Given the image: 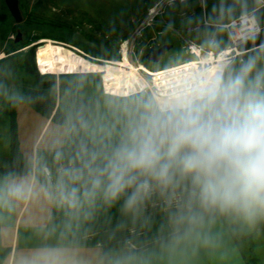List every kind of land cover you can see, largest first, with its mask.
<instances>
[{
    "label": "clouds",
    "instance_id": "9594fccd",
    "mask_svg": "<svg viewBox=\"0 0 264 264\" xmlns=\"http://www.w3.org/2000/svg\"><path fill=\"white\" fill-rule=\"evenodd\" d=\"M259 57L227 77L216 76L171 104L145 101L118 133L94 129L78 115L68 134L80 136L79 164L58 171L55 191H45L69 209L91 215L122 197V211L138 214L157 191L189 189L191 212L201 211L254 227L264 222V67ZM115 138L113 139V136ZM91 138L92 147H89ZM25 194L11 182L4 195ZM35 264H67L60 249L37 252Z\"/></svg>",
    "mask_w": 264,
    "mask_h": 264
},
{
    "label": "rangeland",
    "instance_id": "374dc122",
    "mask_svg": "<svg viewBox=\"0 0 264 264\" xmlns=\"http://www.w3.org/2000/svg\"><path fill=\"white\" fill-rule=\"evenodd\" d=\"M157 1L18 0L22 19L21 22L16 23L5 4V0H0V171L8 168L11 164L8 107L12 99L21 98L25 95L26 91H37L46 82H52L56 92V104L49 117L51 118L56 112V106L59 103L62 107H65V110L70 108L74 95L72 89L79 88L80 83L92 75L99 77V85L103 94L112 95L104 93L103 78L100 72L73 74L41 73L36 65V50L43 39H51L54 42L62 43L64 47L73 50V52L75 51L76 54L95 63L120 60L122 58V46L125 44L127 49L126 54L130 63L136 67L142 65L149 72L155 69L175 66L187 59H191V56L185 50L186 41L194 40L203 43L211 35L207 30H200V32L192 30L197 24L202 28L207 27L201 24L204 19L208 22H215L231 16L233 17V15L241 14L242 12H253L252 9L257 3L256 0H190L184 4H175L167 8L149 26L142 27L149 9ZM226 9H231L233 12L225 14ZM256 17L261 30L264 29V9L259 10L256 13ZM18 32L21 38L20 41L15 42L14 40ZM75 32L99 41L101 45L97 49L101 54H96L89 47L73 42L72 35ZM70 34L72 35L69 39ZM36 35L40 38L24 46L19 44L26 42L28 37L32 39ZM163 43L173 45L172 49L162 56L158 63L147 62L144 59V55L150 46L158 48ZM17 46L21 47L13 50ZM109 51H113L118 57H108ZM231 53L225 60L221 76L227 77L247 62L250 57L254 56L260 58L259 66L264 67V51L254 53L253 48L247 50L237 48V51ZM31 54H33L32 60ZM19 58L21 60L25 59V61L28 59L27 70L18 63ZM33 68L38 77L31 72ZM140 72L147 81L146 87L141 91L128 96L112 95L118 100H111L105 95L101 97L99 105L93 111L90 118V123L94 129L108 128L114 134L118 133L130 115L138 114L142 111L145 101L158 107L154 90L150 85V76L143 70H140ZM69 88L71 89L70 91ZM61 89H64L65 93L62 92L61 94ZM138 94L139 96L133 97ZM60 125L65 126L67 131L66 125ZM69 149L67 131L66 144L62 148V151L65 153L60 155V160L55 161V164L52 165L48 173L44 172L42 174L40 173L42 170L40 166L35 167L38 172V179L40 178V180L47 182L43 178V176H46L49 179L52 191H55L59 169L79 164V153L68 152ZM19 153L33 170L32 164L24 158L20 149ZM7 156L9 157L8 164L5 165ZM152 196H154V199L143 206L141 216H153L156 213L165 215L172 212V216H176L177 220H180L179 216L187 217L191 212L189 189L186 185H181L174 192L169 191L165 193L157 191ZM56 202L58 210L56 211L57 216L55 221L58 219L64 220L63 217L72 209H69L58 198H56ZM201 215L203 217L214 214L201 211ZM219 217L224 221L235 238L246 263L264 264V222H260L254 227H248L226 217ZM183 220L189 222L186 218H183ZM104 230L101 233L102 235L96 236L98 233L94 231L92 237L88 238L86 234V237L83 236V238L88 240V242L96 241L102 243L106 250V256L107 254L109 255V264H120L122 255L125 252L133 250L135 246L131 244L128 238L114 240L115 237L113 233L111 234V229ZM129 231L131 234L134 232L133 229H129ZM165 231L169 232L168 227H166ZM71 243L76 242L71 241Z\"/></svg>",
    "mask_w": 264,
    "mask_h": 264
},
{
    "label": "crops",
    "instance_id": "0c3cea01",
    "mask_svg": "<svg viewBox=\"0 0 264 264\" xmlns=\"http://www.w3.org/2000/svg\"><path fill=\"white\" fill-rule=\"evenodd\" d=\"M256 1L252 10L259 22L256 13L264 9V0ZM15 122L20 152L33 170L14 178H0V264H35L37 252L49 247L60 249L67 264H109V255L106 256L102 243H71L61 237L63 232L54 230L56 198H50L45 191V188L52 191L49 179L43 176L48 183L39 180L33 172L40 166L43 170L40 173H48L65 153L62 151L66 144L65 126L54 123L26 103L15 106ZM68 152L79 153L70 149ZM8 159L7 156L5 165ZM13 181L25 184L23 196L4 195L7 185ZM171 213L162 215L169 229L166 238L125 252L120 264H247L219 216L207 215L199 223H191L183 220L184 216L177 220ZM93 235L89 233L87 237Z\"/></svg>",
    "mask_w": 264,
    "mask_h": 264
},
{
    "label": "trees",
    "instance_id": "16d2710c",
    "mask_svg": "<svg viewBox=\"0 0 264 264\" xmlns=\"http://www.w3.org/2000/svg\"><path fill=\"white\" fill-rule=\"evenodd\" d=\"M232 12L233 10L231 9L225 10V14H230ZM202 30H207L208 33L214 34L213 28L203 27ZM71 35L72 34H70L69 39L71 38ZM84 36L95 44V46L90 49L94 50L96 54H101L99 53L100 51L97 49L101 45V43L97 40L91 39L87 35ZM216 37H218L220 40V46H225L228 44L227 39H225L222 33L218 32L216 34ZM39 38L40 37L38 35L34 36V38L32 39L28 37L26 42H22L23 44H19H21V46H24ZM21 46H17L13 50ZM238 48H240V50H247L253 48L254 53H261L262 51H264V29H262L259 34L251 37L249 40H246L245 42L240 44ZM32 55L33 54H31V60L33 59ZM107 56L110 58L118 57L113 51H109ZM18 63L22 65L24 69L27 70V66L29 63L28 59L27 61H25V59L21 60L19 58ZM31 72L36 77H38V74L36 73L34 68ZM80 84L81 85L79 88L73 87L74 89H72L74 95L71 100L70 108L68 110H65V107H62V105L59 103L56 106V112L51 117L52 121L64 124L67 126V128L70 122L74 120L78 115H83L90 121L93 111L99 105L101 97L105 94H103L100 88L99 77H96L95 75L85 78L84 82ZM70 90L71 89L69 88V91ZM60 92L62 94V92H64V89H61ZM105 96L111 100H118L117 98H115V96L112 95ZM137 96H139V94L133 97ZM18 103H26L43 116L49 118L56 104V92L55 88L53 87V83L46 82L44 85H41V87L38 88L37 91H26L23 97L12 99L10 101V106L8 107V116L10 123L9 136L11 164L8 168L4 170L2 169L0 171V178L4 179L30 174L32 172L31 167L24 161V159L20 156L19 153L15 125V106ZM114 138L115 135L113 136V139ZM68 141L70 150L72 152H79L81 137L72 136L68 134ZM89 147H92L91 138H89ZM34 173L37 177L38 172L36 169ZM152 199H154V196H151V198L148 199L144 203V205L150 202ZM123 202L124 198L122 197L111 207L102 205L98 206L91 215H85L78 210H71L67 215L63 217L64 220L58 219L54 222V230L59 233L63 232L61 235L63 239L71 240L72 242L74 241L79 244H94L96 243V241L88 242V240H85L83 236L89 233H93L94 231L95 233L97 231L98 234H96V236H98L102 235L101 233L102 231H105L104 229H111V234L113 233L115 237L114 240L117 241L118 239L128 238L131 244L135 246V250L144 248L166 238V235L168 234L165 231L166 222L161 214L156 213L153 216L147 217L141 216V210H143L144 205L142 206L138 214H126L121 210ZM57 210L58 204L55 203L54 217L57 216ZM129 229H133L134 232L131 234Z\"/></svg>",
    "mask_w": 264,
    "mask_h": 264
},
{
    "label": "bare ground",
    "instance_id": "6f19581e",
    "mask_svg": "<svg viewBox=\"0 0 264 264\" xmlns=\"http://www.w3.org/2000/svg\"><path fill=\"white\" fill-rule=\"evenodd\" d=\"M126 50V45L123 44L122 58L118 61L95 63L64 47L62 43L43 39L36 50V65L43 74L100 72L106 92L116 96H128L146 87L147 81L140 70L147 73L148 70L142 65H132ZM231 52L227 50L217 57L208 52L200 54L199 63L203 65L202 68L198 67L197 62H191L161 73L149 72L157 106L163 108L181 99L197 86L221 76L226 60L223 55Z\"/></svg>",
    "mask_w": 264,
    "mask_h": 264
},
{
    "label": "built area",
    "instance_id": "2783aa9c",
    "mask_svg": "<svg viewBox=\"0 0 264 264\" xmlns=\"http://www.w3.org/2000/svg\"><path fill=\"white\" fill-rule=\"evenodd\" d=\"M190 0H158L153 7H151L146 15L145 20L142 23V27L149 26L154 20L160 16L167 8H170L174 6L175 4H184ZM203 26L212 27L213 33L211 34L206 42H197L194 40H188L186 41L185 50L186 53L191 56V59H187L184 62H181L178 65L171 66L168 68H160L155 69L154 71H149L151 73H161L164 71H167L171 68H175L177 66L185 65L191 62H197L198 67L202 68L203 65L199 63L200 61V54L204 52H208L214 56L222 55L227 50H230L232 52L237 51V48L240 44L245 42L246 40H249L251 37L257 35L261 31V27L259 23L257 22L255 15L253 12H247L239 14L229 21H215V22H208L206 19L203 20L201 23ZM195 32H200L202 30V27L197 24L192 28ZM218 32H222L225 39H227L228 44L225 46H220V40L218 37H216V34ZM74 48V47H72ZM153 46H150L149 49H152ZM75 49V48H74ZM232 53L223 55L226 59L229 55ZM38 67V66H37ZM151 78V75L149 74ZM154 90V89H153ZM105 91V89H104ZM108 93V92H104ZM109 94V93H108Z\"/></svg>",
    "mask_w": 264,
    "mask_h": 264
},
{
    "label": "water",
    "instance_id": "95a60500",
    "mask_svg": "<svg viewBox=\"0 0 264 264\" xmlns=\"http://www.w3.org/2000/svg\"><path fill=\"white\" fill-rule=\"evenodd\" d=\"M5 4L14 21L16 23L21 22L22 17L20 15L18 7V0H5ZM20 38V33L18 32L14 41L18 42L20 41ZM72 41L89 48H93L95 46L93 42L89 41L85 36L78 32L73 33ZM172 47L173 45L171 44H163L158 48L149 49L144 55V58L149 63H158L162 56H164L169 50H171Z\"/></svg>",
    "mask_w": 264,
    "mask_h": 264
},
{
    "label": "flooded vegetation",
    "instance_id": "af4514ba",
    "mask_svg": "<svg viewBox=\"0 0 264 264\" xmlns=\"http://www.w3.org/2000/svg\"><path fill=\"white\" fill-rule=\"evenodd\" d=\"M164 44V43H163ZM145 59V58H144Z\"/></svg>",
    "mask_w": 264,
    "mask_h": 264
}]
</instances>
